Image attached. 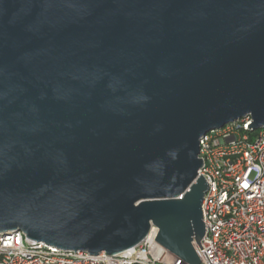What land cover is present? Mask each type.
Segmentation results:
<instances>
[{
	"label": "water",
	"instance_id": "1",
	"mask_svg": "<svg viewBox=\"0 0 264 264\" xmlns=\"http://www.w3.org/2000/svg\"><path fill=\"white\" fill-rule=\"evenodd\" d=\"M264 129V0H0V235L200 264V140Z\"/></svg>",
	"mask_w": 264,
	"mask_h": 264
},
{
	"label": "built area",
	"instance_id": "2",
	"mask_svg": "<svg viewBox=\"0 0 264 264\" xmlns=\"http://www.w3.org/2000/svg\"><path fill=\"white\" fill-rule=\"evenodd\" d=\"M251 118L206 134L199 142V176L209 189L202 205L205 236L194 248L200 264H264V130H247ZM151 227L138 246L116 256L67 252L0 235V264H188L162 247Z\"/></svg>",
	"mask_w": 264,
	"mask_h": 264
},
{
	"label": "rangeland",
	"instance_id": "3",
	"mask_svg": "<svg viewBox=\"0 0 264 264\" xmlns=\"http://www.w3.org/2000/svg\"><path fill=\"white\" fill-rule=\"evenodd\" d=\"M260 130H264V129H260ZM257 132H259V130H257Z\"/></svg>",
	"mask_w": 264,
	"mask_h": 264
}]
</instances>
